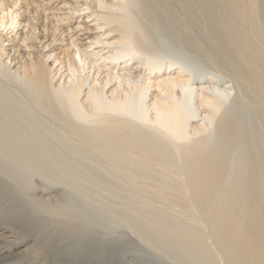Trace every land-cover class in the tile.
<instances>
[{
	"label": "bare ground",
	"instance_id": "6f19581e",
	"mask_svg": "<svg viewBox=\"0 0 264 264\" xmlns=\"http://www.w3.org/2000/svg\"><path fill=\"white\" fill-rule=\"evenodd\" d=\"M153 1L0 0V85L51 119L61 143L77 147L59 146L68 164L60 162L64 171L55 164L60 178H53L51 144L40 156L17 129L22 122L1 113L0 264H182L190 255V264H264V167L235 118L239 108L226 111L240 87L264 112V0H174L211 40L212 67L223 71L196 78L201 69L156 55L146 26ZM13 103L18 112L27 107ZM66 184L81 200L101 195L107 215L119 213L126 228L105 233L88 224L87 212L81 218L67 205L58 188ZM109 201L120 205L110 211Z\"/></svg>",
	"mask_w": 264,
	"mask_h": 264
},
{
	"label": "rangeland",
	"instance_id": "374dc122",
	"mask_svg": "<svg viewBox=\"0 0 264 264\" xmlns=\"http://www.w3.org/2000/svg\"><path fill=\"white\" fill-rule=\"evenodd\" d=\"M165 1V3H163ZM169 1V0H168ZM167 0H162V2L161 1H159V0H154L153 1V5L151 4L149 7V14H150V16H149V18H148V20L149 21H147L146 23H149L148 25L146 24V26H149V29H151V31H153V33H155V34H153L152 33V36L154 37V43L157 41V43H155L154 44V49H156L155 51H156V55H159V56H163V55H166L167 54V60H169V61H173V62H176V60H177V62H179V64L180 65H182L183 67L185 66V67H189L190 65L193 67V66H195V68L194 69H201V70H199L196 74L197 75H195L193 78H196V77H201V76H203V75H205L207 72H211V73H213V74H215V73H217L218 75H219V73H220V71L219 70H221L219 67H217L216 68V66H214V67H212L214 64H213V57H214V53L213 52H216V51H212V53L210 52L211 50H208V49H210L211 48V46H210V44H211V40H207V39H205V38H203V35H202V32L201 31H199L200 29H195V28H193L192 26H190V24H191V22H190V18H189V9L185 6V5H183V6H185L186 7V10H184V8H183V10H182V12H181V10H179L178 8L182 5H180V4H178V6H177V3H175L174 2V0H171L170 1V3L168 2ZM172 3V4H171ZM163 4L165 5L166 4V6H169V5H167V4H171L169 7L170 8H164L163 7V9H162V6H163ZM176 4V5H175ZM160 5H162L161 7H160ZM177 6V8L175 9V10H173L174 11V13L175 12H177V13H175V15L173 14H169V20H167V16H168V13L170 12H172V10L171 9H174V7L175 6ZM180 5V6H179ZM183 6H181V7H183ZM157 7V8H156ZM180 7V8H181ZM156 8V9H155ZM182 9V8H181ZM155 10H157V11H155ZM159 10V11H158ZM170 10V11H169ZM178 10V11H177ZM154 11V12H153ZM180 11V12H179ZM184 11H187L185 14H183L184 13ZM153 12V13H152ZM168 12V13H167ZM183 14V15H182ZM152 15H153V17H152ZM155 15V16H154ZM177 15H179V16H177ZM180 15H182V16H180ZM185 15L187 16V18H185V20H186V22H188L189 23V25L186 23V22H184L185 20H183V16L185 17ZM171 16V17H170ZM172 16H174V17H172ZM151 17H152V20L150 21V19H151ZM163 17V18H162ZM164 17H165V19H164ZM175 17H176V19H175ZM179 17V18H178ZM160 18V19H159ZM172 18H174V19H172ZM156 19V20H155ZM177 19H179V22H176V20ZM160 20H163V21H160ZM182 22H181V21ZM189 20V21H188ZM173 21V22H172ZM178 21V20H177ZM150 22H151V24L153 25H151L150 24ZM156 23V24H155ZM165 25H164V24ZM178 23H181V24H183V26L181 25V24H179V26H178ZM186 23V24H185ZM158 24V25H157ZM155 25H156V27H155ZM161 25V26H160ZM164 27H163V26ZM185 25H187V27H185ZM151 27V28H150ZM155 29H154V28ZM161 27V28H160ZM182 27H184L185 29H183ZM192 27V29L194 30H192V29H190ZM169 28V29H168ZM157 30H159V31H157ZM161 30V31H160ZM171 30H173V31H171ZM179 30V31H178ZM163 31V32H162ZM185 32V33H183L182 34V32ZM162 32V33H161ZM165 32V33H164ZM168 32H170V33H168ZM175 32V33H174ZM181 32V33H180ZM198 32H201V33H199V34H197ZM158 35H157V34ZM177 33V34H176ZM174 34H175V36H174ZM185 34V36L187 37H182L183 35ZM192 35V36H194V37H192V38H194V41H195V45L196 46H194L193 45V43L192 42H194V41H192L193 39H191V37H190V35ZM195 34V35H194ZM202 35L200 38H198L199 36L198 35ZM156 35V36H155ZM171 35H172V37H171ZM179 35V36H178ZM181 35V36H180ZM157 36H159L160 38H158L157 39ZM162 36H164V37H162ZM162 37V38H161ZM181 37V38H180ZM171 38H172V40H171ZM175 38V39H174ZM184 38V39H183ZM186 38V39H185ZM188 38H190L191 39V42H189V39ZM174 39V40H173ZM177 40V41H176ZM186 40H188V41H186ZM172 43H171V42ZM175 41V43H173ZM182 41V42H181ZM183 41H186V42H183ZM202 41H206V43H204L205 45H207V47H205V45L203 44V42ZM167 42V43H166ZM168 42H170V43H168ZM187 42H189V43H192L191 45H189ZM208 42V43H207ZM172 44V45H171ZM185 44H187V45H185ZM201 44V45H200ZM203 44V45H202ZM159 45V46H158ZM173 45H175V47L173 46ZM191 47H189V46ZM193 45V46H192ZM157 46V47H156ZM179 46V47H178ZM187 46H188V48H187ZM171 47H173V49L171 48ZM197 47V49H198V52H197V49H194V48H196ZM200 47H201V50L202 51H204L205 52V50H206V48H208L206 51H207V53L205 52V53H201L200 51ZM159 48V49H158ZM176 48H178L177 50H176ZM203 48V49H202ZM161 50H163V51H161ZM191 50V51H190ZM194 50V51H193ZM196 50V51H195ZM154 51V52H155ZM189 51V52H188ZM193 52V53H192ZM195 52H197V54L195 53ZM169 53V54H168ZM208 53H210V54H208ZM184 54V55H183ZM199 54H201V55H199ZM203 54H205L206 55V57H204V58H207L206 59V61H203V57H202V55ZM208 54V55H207ZM205 55H203V56H205ZM210 55V56H209ZM212 55H213V57H212ZM168 56H170V57H168ZM183 57V58H182ZM170 58V59H169ZM196 58H197V60H196ZM208 58H209V62H211V63H207L208 62ZM182 59V60H181ZM188 59V60H187ZM190 59V60H189ZM201 61H203V62H201ZM181 60V61H180ZM184 60H186V62L184 63ZM181 62V63H180ZM189 62H192V64H190ZM187 63L189 64V65H187ZM184 64V65H183ZM196 64V65H195ZM203 64V65H202ZM207 66H206V65ZM201 66H202V68H201ZM187 67V68H188ZM190 68L189 67V69H193V68ZM197 67H200V68H197ZM209 67V68H208ZM214 68V69H213ZM203 69V70H202ZM219 69V70H218ZM202 72H204V73H202ZM223 71L221 70V73H222ZM220 73V74H221ZM223 75V74H222ZM194 80V79H193ZM237 85V86H239L238 85V83H234L233 84V87L234 88H236L235 86ZM1 87H0V89H2V87H3V90H0V91H2V93L0 94V106L2 107V109H1V107H0V117H1V115L2 116H5L4 118L6 119V120H8V121H10V119H11V122L13 121V119H16L15 121H17L16 123H17V126H18V124H20V122H22V124H20L19 126H18V128L17 129H19V131H20V133H21V135H23L24 137H30V138H27L26 140H25V142H27V141H29V142H27L28 144V147L30 148V149H32V148H34L35 150H37L38 151V153H39V155L41 156V153H40V151L41 150H44V152L45 151H49V149H50V147L49 148H47V145H49V144H51V149H50V151L51 150H53V151H51V152H49V153H47V154H49V156L51 157V158H54L55 156L57 157V155H58V158L56 159V161L54 162L53 161V164L51 165V166H53V167H51L53 170H55L54 172L51 170V168H50V164H45V163H43L44 164V166H45V168H47V170H51L52 171V176H53V178H60V175H57V173L60 171V170H63V168H61V167H63L62 166V164L64 165L66 162V160L63 158V159H61L62 158V156H61V154L59 155L58 153H60L59 151H58V153H57V149L59 148V146L61 145V144H63V143H61L62 142V137H60L59 138V133H57L56 134V131L53 129V121L51 120H47L48 118L47 117H44L45 115L43 114V113H41V112H39V111H36V110H33V108L34 107H32L31 105H30V103H29V101L27 102L26 101V99L24 98V97H22L18 92H15L13 89H11V88H9V89H7V87L6 86H2V85H0ZM4 88H6V90H4ZM237 88H239L240 89V87H237ZM236 88V90H238V91H236L235 89V91L233 92V94L231 95V96H236V98H232L231 99V96L229 97V99L228 100H231L230 102L228 101L227 102V105H226V111H228V107H230V109H229V113H230V111H231V113L230 114H233V112H235L236 111V109L237 108H241L240 110H241V112L239 111V109L237 110V112H236V120L238 119V117H239V119L238 120H240L241 119V121H243V122H241V121H239L240 122V125L242 126V124L243 123H245V124H243V126L242 127H244L243 129H244V134H246L245 135V137L247 136L249 139H248V141H253L252 143H254L252 146L254 147V148H256V150H257V152L259 153L258 155H259V157L261 156V162H262V165H263V167H264V159L262 158V157H264V112H263V109L261 110V111H259V109H258V107L256 108L255 107V105H254V103H251V102H253V100L251 101V98L248 96V98H247V100H246V96L244 97H242V96H240L241 94L242 95H244L243 94V92L242 93H240V90L239 89H237ZM241 91H242V89H241ZM240 93V94H239ZM235 94V95H234ZM239 94V96H240V98L242 99L243 98V100H244V104H245V106H243L242 107V104L240 103V101H241V99L239 98V96H237ZM238 98H239V103L241 104V106H239L237 103H238ZM13 100H16V102H21L22 101V103H23V101H24V103L26 104V110L24 109H20L21 111H19L18 112V109H16V107H17V104H14L13 103ZM243 100L241 101V102H243ZM7 101H10L11 103H13V104H10V102H8V103H6L5 104V102H7ZM237 101V102H236ZM246 101H247V103H246ZM248 101H250V106H251V109H250V107H246V105H248ZM27 102V103H26ZM234 102V103H233ZM21 103V104H22ZM235 104H237V106L235 105ZM12 105V106H11ZM16 105V106H15ZM23 106H25L24 104H22ZM22 105H20V103H19V106H21V107H23ZM252 105H253V107H252ZM5 106V107H4ZM15 106V107H14ZM232 106H234V107H232ZM239 106V107H238ZM7 108V109H6ZM9 108V109H8ZM11 108L13 109V110H11ZM15 108V109H14ZM24 108V107H23ZM233 108V109H232ZM243 108V109H242ZM245 108V109H244ZM255 108L256 109H258V110H255ZM28 109H30L29 111H28ZM253 109V110H252ZM261 109V108H260ZM6 112H5V111ZM9 110V111H8ZM16 110H17V112H16ZM35 112H33V111ZM235 110V111H234ZM245 111V114H246V116H245V114H244V111ZM246 110H249V111H247L248 112V114L246 113ZM25 111H28V113H26ZM243 111V112H242ZM257 111H259V113H256ZM21 112V117L22 118H18V116H17V114L19 115V113ZM261 112H262V115H261ZM2 113V114H1ZM8 113V114H7ZM16 113V114H15ZM33 113V114H32ZM39 113V115L37 116V114ZM40 113L42 114L41 116H40ZM24 114H26L27 115V119L29 118H33L34 117V114H35V116H36V120H35V118L33 119V121L32 122H29V121H31V120H29L28 122H27V119H25L26 117L24 116L23 117V115ZM242 114V115H241ZM244 114V115H243ZM250 114V115H249ZM7 115V116H6ZM8 115L10 116V117H12V118H10V117H8ZM19 115V116H20ZM29 115V116H28ZM248 115H249V117H248ZM258 115V116H257ZM233 116V115H232ZM38 117V118H37ZM3 117H1V119H4ZM17 118H18V120H20V121H18L17 120ZM43 118H45V119H43ZM233 118V117H232ZM246 120H245V119ZM0 119V120H1ZM244 119V120H243ZM248 119V120H247ZM235 120V119H234ZM15 121H13L12 123H14ZM25 122V123H24ZM42 123V124H41ZM246 123H247V125L249 126H246ZM30 124V125H29ZM36 124V125H35ZM43 124H44V127H42L43 126ZM34 125L35 126H37L38 127V129L40 128V131H38V129H37V127H35V128H33V129H35V131H33V132H35V133H33V135L31 134L32 133V130H31V128L32 127H34ZM42 127V128H41ZM52 127V128H51ZM49 128H51V129H49ZM246 128V129H245ZM251 128V129H250ZM43 129H45V130H43ZM49 129V130H48ZM47 130H48V133H47ZM245 130H247L246 132H245ZM249 130V131H248ZM251 130V131H250ZM22 131V132H21ZM29 131H31L30 132V134L28 135V132ZM49 131H52L51 133L49 132ZM53 131H54V135H53ZM26 132H27V134H26ZM50 136H52L51 138H53L54 140L56 139V141H54V142H56V143H54V142H52L53 140L51 139L50 140ZM48 137V138H47ZM246 137V138H247ZM43 138V139H42ZM46 138H47V140L49 139V142H47L46 141ZM59 138V139H58ZM29 139V140H28ZM40 139L42 140V141H44V139H45V144H44V142H43V144L41 143V141H40ZM58 139V140H57ZM40 141V142H39ZM50 141H51V143H50ZM48 144H47V143ZM250 142V143H251ZM40 143H41V145H40ZM70 142H68V144L67 143H64L63 144V148H77L76 147V144L75 143H73V142H71L70 144H69ZM251 143V144H252ZM30 144V145H29ZM65 144H67V145H65ZM71 147H70V146ZM31 146V147H30ZM33 146V147H32ZM40 148H39V147ZM44 146V147H43ZM56 146V147H55ZM67 146V147H66ZM39 149H38V148ZM42 147H43V149H42ZM55 147V148H54ZM62 147V146H61ZM60 147V148H61ZM53 148V149H52ZM33 149V150H34ZM261 152V153H260ZM59 156H61V157H59ZM36 160H37V158H36ZM35 159H34V161L35 162H38V160L36 161ZM55 160V159H54ZM64 160V161H63ZM59 162V163H58ZM62 164H61V163ZM260 162V163H261ZM59 165V167L60 168H58V167H56V165ZM67 164H68V162L65 164L66 166H67ZM28 165H30V162L28 163ZM64 165V166H65ZM86 165L87 164H85V165H83V167H85V170L86 169H88L87 167H86ZM48 166V167H47ZM88 166V165H87ZM21 167V166H20ZM42 166H39V170L38 171H40L41 172V169L44 171V172H46L47 170L46 169H44L43 167L41 168ZM81 167V166H80ZM83 167H82V169H83ZM262 167V166H261ZM24 168V169H23ZM22 168V170L21 171H25V173L28 175V168H25V167H23ZM58 168V170L59 171H56V169ZM262 169H264V168H262ZM64 170H65V168H64ZM63 170V171H64ZM263 171V170H262ZM264 173V172H263ZM59 174V173H58ZM37 177H38V175H36ZM35 175L34 176H32V175H30V177L33 179L34 177H36ZM59 176V177H58ZM30 177H27L28 179H27V181L29 180V178ZM36 177V178H37ZM264 177V176H263ZM30 179V181H34V183H36V181H37V179ZM264 179V178H263ZM59 186V185H58ZM58 186H56V188L58 187ZM64 186V187H63ZM66 186V187H65ZM62 187H63V189L61 188V186L60 187H58L59 188V190H63V191H65V192H63V194L65 195V193H67L65 196H66V198H65V200H66V203H67V205L72 209V210H74V211H76V214H82L83 216H80L81 218H83L84 216H85V213L87 212V213H89V214H87L86 213V218H87V216H88V221H87V219H86V222L88 223V224H90V225H93L94 226V228H98L101 232H108V233H111V230L113 231V232H120V231H123L124 230V228H126V224L122 221V219L121 218H119V216L117 215V214H119V213H116L115 215L117 216H115L114 217V213H115V211H114V213H112L113 211H112V209L113 208H117V206H119L120 204H119V202L117 203L118 205L117 206H115V207H113L112 205H114V203L113 202H117V201H109V203L108 204H110L109 206L107 205V207H112V208H108V209H111L110 211H112V212H110V214L109 215H107L108 213L107 212H109L107 209H105L103 206L105 205V204H107V202L106 203H104L103 202V198L101 197V195H96V198H97V196H98V199L100 200V204L98 205V203L95 205V203H96V201L97 202H99L95 197H93V195L91 196V198H90V196H87V197H89V198H87V199H83V200H81L83 197H81V195L79 194L80 192H79V190L77 191V189L78 188H71V189H69L68 187H69V185L67 186V184L66 185H62ZM67 188L71 191H69V190H67ZM65 189V190H64ZM74 190V191H73ZM73 191V192H72ZM79 192V193H78ZM74 193H77V194H74ZM98 194V193H97ZM75 195H78V196H76L75 197ZM83 196V195H82ZM95 196V195H94ZM78 197V198H77ZM71 198V199H70ZM92 198H95L94 200L92 199ZM73 200H75V201H73ZM76 200H78L79 201V206H77V202L78 201H76ZM84 200H87V201H85V202H87V203H85L84 202ZM92 200V201H91ZM106 199L104 198V201H105ZM82 201V202H81ZM74 202H76L75 204H74ZM89 202H91V204H94V205H91ZM94 202V203H93ZM73 205H72V204ZM111 203H113V204H111ZM87 204V205H86ZM103 204V205H102ZM116 204V203H115ZM70 205H72V206H70ZM74 205L75 206H77V207H74ZM81 205H83V207L81 206ZM84 205H86V206H84ZM89 205H91V208L93 209L94 207L93 206H95V208H97V207H103V211H102V207H101V209L100 208H97L96 210H95V208H94V210H92L91 211V208L90 207H88ZM98 205V206H97ZM77 208V210L76 209H73V208ZM80 207H82V208H80ZM88 207V209L90 210L89 212H88V209H86V208ZM106 207V208H107ZM120 208V207H119ZM118 208V209H119ZM78 209H81L80 211L78 210ZM100 209V210H99ZM106 211H105V210ZM98 210V211H97ZM114 210H116V209H114ZM97 213L98 215H95V213ZM97 211V212H96ZM100 211H102V212H100ZM106 213H105V212ZM80 212V213H79ZM92 212L94 213V214H92ZM117 212H118V210H117ZM102 213H104V214H102ZM95 215L96 217H97V222H94L93 220H95L96 219V217L95 216H93L92 217V219H91V216L89 217V215ZM100 214V215H99ZM102 214V215H101ZM99 216H102V217H100V218H102L101 220L100 219H98V217ZM113 216V217H112ZM84 219V220H85ZM103 219H106V222L105 221H103ZM90 220V221H89ZM99 220L100 221H102L101 222V224H100V226H99V224H98V222H99ZM110 220L112 221V222H110ZM96 221V220H95ZM121 221V222H120ZM104 222L106 223V225H107V222H110L111 224L109 225V223H108V225H109V229L106 227V225L104 224ZM113 223V224H112ZM95 224V225H94ZM97 224V225H96ZM123 226H122V225ZM102 225H104V227H106L105 229H104V227L102 226ZM101 226H102V228H101ZM111 226V227H110ZM115 228L116 227V229H113V228ZM118 228V229H117ZM121 228H122V230H121ZM102 230H107V231H102ZM116 230V231H115ZM117 234V233H116ZM173 253H175V252H173ZM171 256V255H173V256H171V257H178V255L176 254V255H174V254H170V253H168V256ZM190 255V254H189ZM181 256H183V255H181ZM188 256V254H186V257ZM180 257V256H179ZM185 257V256H184ZM192 257H194V255H190V259H188V260H190V263L191 262H194V258H193V261H191V258ZM176 259V261L177 262H179L178 260H180V259H182V258H175ZM186 259V260H187ZM196 260V262L198 261V258H195ZM187 260V261H188ZM181 261H183L182 262V264L184 263H187V262H185L183 259L181 260ZM199 263H200V261H198ZM180 263V262H179ZM178 263V264H179ZM188 263H189V261H188ZM187 263V264H188ZM189 263V264H190ZM199 263H197V264H199ZM181 264V263H180ZM193 264V263H192ZM202 264V263H201ZM205 264V263H204Z\"/></svg>",
	"mask_w": 264,
	"mask_h": 264
}]
</instances>
